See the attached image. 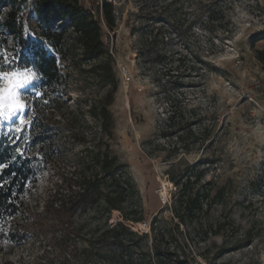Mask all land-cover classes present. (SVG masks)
I'll use <instances>...</instances> for the list:
<instances>
[{"label":"rangeland","instance_id":"obj_1","mask_svg":"<svg viewBox=\"0 0 264 264\" xmlns=\"http://www.w3.org/2000/svg\"><path fill=\"white\" fill-rule=\"evenodd\" d=\"M103 1L82 0L102 22L112 57L118 90L110 107V145L138 193L126 210L136 204L142 217L124 220L114 210L106 224L123 221L140 235L148 233L129 249L140 264H159L160 257L167 264H264V65L255 56L264 46V0H109L114 29L104 21ZM213 10L223 15L208 14ZM73 39L70 60L62 62L70 78L59 108L47 102L49 92L33 105L41 79L34 66L4 72L36 74L18 90L24 109L7 119L0 115V135L16 136L24 157H36L40 205L73 163L68 154L59 157L31 138L32 117L54 123L66 115L75 125L91 121L90 105L111 87L112 79L94 70L103 59L86 60ZM179 80L184 82L176 87ZM92 122L84 126L88 132L97 127ZM173 179L185 183V195L198 196L201 209L181 205L180 184ZM77 219L85 221L82 234L97 221L90 212ZM84 237L72 236L68 245L82 249ZM0 264L60 263L48 241L32 238L0 246ZM85 264L106 263L86 258Z\"/></svg>","mask_w":264,"mask_h":264},{"label":"trees","instance_id":"obj_2","mask_svg":"<svg viewBox=\"0 0 264 264\" xmlns=\"http://www.w3.org/2000/svg\"><path fill=\"white\" fill-rule=\"evenodd\" d=\"M101 11L105 23L114 29V4L104 0ZM217 12L220 11L208 14ZM72 35L73 43L83 50L86 60L103 59L94 65V70L102 79H112L111 87L102 99L90 105L87 115L91 121L84 118L83 123L75 125V119L66 115H60L54 123L42 115L32 117L31 138L36 143L42 142L48 152L59 157L66 159L68 154L73 163L43 205L38 201L36 157H24L16 136L0 135V246H18L38 238L45 239L57 250L60 264H85L86 258L106 264H140L129 249L148 233L140 235L123 221L111 226L105 221L114 210L120 211L124 220L138 222L142 217L137 215L136 204L132 203L129 212L126 210L128 203L136 202L138 193L127 167L110 145L115 136V119L110 107L118 82L103 39L102 22L82 0H0V73L15 67L34 66L41 77L33 96L35 107L39 101L48 99L50 93L52 96L47 102L59 108L61 92L69 84L70 73L62 62L70 60ZM255 56L264 65V46L255 51ZM181 59L180 56L179 62ZM154 60L161 61L162 55L155 53ZM192 68L195 67L190 72ZM183 82L174 84L179 87ZM88 122H95L96 129L90 132L84 129ZM55 124L57 129L51 127ZM77 146L82 150L75 152ZM184 185H179L181 205L191 212L201 209L198 196L184 194ZM89 212L97 221L82 234L86 224L77 217ZM153 231H156L154 227ZM158 233L155 232V237ZM72 236L78 239L85 236L82 249L68 245ZM160 259L159 264H167Z\"/></svg>","mask_w":264,"mask_h":264},{"label":"snow or ice","instance_id":"obj_3","mask_svg":"<svg viewBox=\"0 0 264 264\" xmlns=\"http://www.w3.org/2000/svg\"><path fill=\"white\" fill-rule=\"evenodd\" d=\"M0 79L5 81V86L0 88V115L7 119L24 109L25 104L20 99L18 90L32 83L36 74L30 70L24 73H0Z\"/></svg>","mask_w":264,"mask_h":264},{"label":"built area","instance_id":"obj_4","mask_svg":"<svg viewBox=\"0 0 264 264\" xmlns=\"http://www.w3.org/2000/svg\"><path fill=\"white\" fill-rule=\"evenodd\" d=\"M127 80H130V77L129 76H127Z\"/></svg>","mask_w":264,"mask_h":264},{"label":"water","instance_id":"obj_5","mask_svg":"<svg viewBox=\"0 0 264 264\" xmlns=\"http://www.w3.org/2000/svg\"><path fill=\"white\" fill-rule=\"evenodd\" d=\"M32 7V6H31Z\"/></svg>","mask_w":264,"mask_h":264}]
</instances>
